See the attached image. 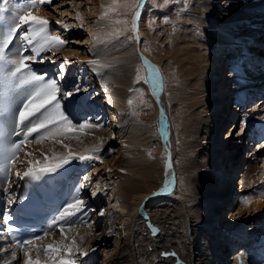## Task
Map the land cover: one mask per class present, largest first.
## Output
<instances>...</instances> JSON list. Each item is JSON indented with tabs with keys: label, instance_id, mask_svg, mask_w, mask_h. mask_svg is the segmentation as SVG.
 <instances>
[{
	"label": "rangeland",
	"instance_id": "1",
	"mask_svg": "<svg viewBox=\"0 0 264 264\" xmlns=\"http://www.w3.org/2000/svg\"><path fill=\"white\" fill-rule=\"evenodd\" d=\"M260 1L261 0H243L242 3L253 2L256 5L257 3L259 4ZM125 2L126 0H119V3H116V0H52V5H40L36 8L40 10L41 8H43L45 12H50V15L46 16V18L52 21L51 32L53 35H61L65 40L70 41V46L60 48L63 51L67 52L66 56L70 58L66 63L62 59L63 57H65L62 53H59L54 48L51 49V52L56 53V57H59V59L55 57L58 60L57 63L60 64L59 66H61V64H64V68L67 70L69 67L68 63L74 65V72L72 73V76L70 78L72 84L70 85V87H68L71 88L73 84H76L80 86V92L86 90L87 93L89 92V87L90 92L93 90V88L96 89L95 87H99L101 89L111 87L112 90H114L115 95L116 92H118V94L122 96V105L112 104L113 106H111L105 100L104 93L100 94L97 97H94L96 96L94 94V92L96 91L95 90L93 94L89 95V98L86 99V101L89 100L88 102L92 101V103L96 106H101V108L104 109L102 115L96 117L94 113L95 109L91 108L90 110L89 106H87L89 110L85 109L79 114L80 120L84 119L86 116L85 114H87L88 117H86L90 120L91 123H100L104 125V127H101V129L103 130L101 133L102 136H100L99 138H96L93 135L88 136L89 139L91 138V144L95 145L96 143L99 145H96L97 147L95 149H99L98 152L101 153L99 155L101 158L100 160L87 161L90 170L89 172H87V174H85L84 177H82L81 185L83 187L81 188V193L78 194V196L82 197L86 201L89 209L92 210L88 211L87 214V221L91 224V227H88V224H80L82 225V227H84L85 232L81 231L80 234L78 233V236L81 235L83 239H81V237H79V240L75 238L76 244L80 249L83 250L88 246L94 247L92 245L95 243L96 239L99 238V235L101 236L107 226L106 219L108 217H111V229L107 228L106 232L102 236L103 240L95 245V249L97 251L94 264H114L112 260L115 259L117 252L120 251V246L126 241H129V230H127L128 228L126 227L127 225L124 219V215L122 213V210H120V205L125 203L127 196L122 194L120 187L128 182L141 180L138 183L139 186L136 188L139 191L145 190L146 187H144L145 180L143 179V174L145 173V175H148V171L150 170L149 168L151 166L149 165V162L153 163V166H157V168L152 172L151 178L157 180V185L161 186V183L163 184L165 182V177L163 176L162 178L161 168L166 166L168 157L166 150H164L163 142H159L161 138L159 136V121H156V119H158L156 118L157 108L155 107V103L157 101H155L156 99H154L150 83H146L144 80H137L138 68L141 70L140 74L142 76H148V72L143 62L141 60L139 62L136 61L137 65L133 66L131 71L126 73L125 78L112 80L107 78V72H100L101 69L98 70L97 66L88 63V61L93 59L110 61L108 62V65H111L110 68H113L112 70L118 73V64L122 52L131 49L133 51V54L136 55V52H140V47L141 50H145L146 52H148L152 57V64H155L161 70L164 85L162 93H164L165 107L167 106V115H165L167 116V121L171 124V136L173 137V145L176 149L175 151L173 148V157L175 156V158L173 161L174 163H172V167L174 168L172 179L174 177L175 182L172 184V189H170L172 190L171 192L183 198L188 208L192 209L193 207L194 209L195 207V210L197 212L203 210L204 213L208 214L210 208L211 210L213 208L215 209V207L213 206V200H217V195L219 194V185L222 184V181H224V179H217V184L215 183L213 189L209 190V192L207 191L204 197H195V193H193L194 186L190 188V182H188L184 178L185 175L189 174L187 171L190 169L188 165L184 167L182 163L183 152L188 154L187 149H192L190 150L191 152L194 150L193 153L195 157H191V159H189L188 161L191 163V165L194 164L197 169L201 165L203 159L201 154H197L200 147L203 146V142L206 144L205 148H203L206 156L208 155L210 157L212 151L210 147L212 143L209 142L210 140L208 138L204 139L203 136L205 128L200 131L199 137H195L196 134L188 136L185 133V130L188 126L186 125L184 120L188 117L191 110V108H188L187 105L190 101V96L192 98L191 100L194 99V94L192 95L191 93L195 92L191 91L192 89L188 84V81H186L185 77L183 76V69L181 68V64L183 60V54H185L186 57L188 56V46L194 44L191 41L193 37H191L190 35L196 34L194 27L198 25L197 23H194V21H192L193 19H189V15L192 13L191 7L193 6V0H146V2L143 3L142 7L145 13L142 18L144 20L143 24L142 21H138L140 36L139 41L129 39V37H134L136 35L135 32L131 31V28L132 21L134 19V13L136 10H138V8L129 10L128 8L123 6ZM127 2L134 3L135 0H127ZM240 2L241 0H239V3ZM114 3H116V7L118 10L116 12H109V15L107 17H104L103 13L105 9L113 6ZM213 4L215 5V0ZM100 5L102 6L100 7ZM140 9L141 8H139V10ZM229 10H231L232 12L233 9L230 8ZM123 20H127V24L114 23V21ZM56 21H61L62 24H56ZM65 22L67 24L69 23L70 26L73 25L72 23H76L77 28L72 26L73 29L70 31V26H68L69 30L68 32H66L65 29H62V25ZM190 23L194 24L193 27ZM241 25H243V22L241 23ZM244 28L245 27L242 26V31L244 30ZM26 29L27 26L25 27V30ZM116 29L124 30L125 34L119 37L110 38L108 41H105L103 39L105 34L113 32ZM66 33H68V35H66ZM97 36L101 38L99 42L94 39V37ZM197 38L206 42V38H202V36H200V33H197ZM134 43L135 49L137 50L136 52H134L135 50H133ZM259 44H261L264 48V41L261 40ZM203 45L204 49H206V44L203 43ZM136 46H138L139 48L137 49ZM233 46L235 48H238L237 52L241 53L240 57H243L242 55L244 54L246 55V57L244 58L249 59L247 56V52L249 51L248 47H246V53L242 54V48L240 45L237 46V44H235ZM49 54L50 53H46V55ZM262 54L263 53H258V56H261ZM250 55V57H253V54ZM263 57L264 54L262 55L261 59H263ZM233 63L236 64L235 68H237V71H239V73L237 74L238 77H240L241 75L240 79L237 78V83L248 80L243 85L247 86L248 84H250L253 78L248 75V69L246 68V70L243 71L244 67L237 59H234ZM209 72H211L210 69L207 71V73ZM119 73H121V71ZM221 74H223V71H221ZM224 74L226 75L227 73L225 72ZM255 78L252 82L257 81L255 80ZM225 80H230L228 75ZM234 82L235 81H233V84ZM225 85L223 86V83L221 84V88L219 89L220 91H217L219 84L215 88H212V84L204 85V87L206 88L204 97L208 100L213 98L214 102L217 103L221 94H223L222 89L224 88V91L225 89L227 90V85ZM214 91H216V94L214 93ZM233 95L237 96V93L234 92ZM129 99L133 100V104L129 105ZM263 105L264 104H262L260 108L258 107V105L253 104L252 107L255 108L254 110L247 106V108H249V111L247 112H251L250 119L253 113L254 116H264V111H260L264 110ZM198 109H195V111L202 113V108ZM212 109L213 108L211 107L210 109H208V111L205 110L204 113L208 114L211 110V116L213 117V119H215V110ZM250 109L253 110V112L250 111ZM241 117L245 118L244 113L243 115L241 114L238 117L239 119L236 123V118H233L234 120L231 118L227 119L224 124H221V126L219 127V131L215 132L214 134V147L217 146V148L223 149L226 146L227 148V131L230 135L235 134L233 142L234 144L231 145L238 146L237 144L238 140H240V137L239 135H237V133L242 136V131H244L246 126L244 125V127H242L241 122L243 119ZM136 127H144L145 134H140L136 130ZM145 127H147V129H145ZM191 127L193 129L196 128L193 125ZM249 127H251V122L246 129H249ZM194 132L196 131H193V133ZM74 134L75 133H70L69 135ZM243 137H246V134ZM193 138L197 139L194 140ZM244 140L246 141L245 147L243 146V144L240 147L242 149L240 164L234 167V170H232V174L229 173L228 169H226V164H229L228 161H225L224 164V170L226 169V173L228 172L229 176L231 174L233 178L232 185L229 186L230 191L232 192V196H230L232 197V203L230 205L224 206V208L221 210L219 218L220 222H222L223 225L224 220L228 219L225 224L228 225V227L233 228L235 222L231 220L232 210L233 212H236L242 207L245 208V205L242 203V201L247 199V197L252 193L254 195L256 194V197H261V193H258L257 190L254 191L255 187H251L253 183H251L250 181L247 182L245 189L240 188L241 182L239 183V181L241 180V175L242 173L246 172L247 168H249L250 165L256 168L255 170L258 175L257 177L262 176V174L264 173V148L259 147V142H256L254 144L253 139L250 140V142L248 139ZM189 141L191 142V145H189ZM263 141L264 140H261L260 142L263 143ZM45 142L47 144H50L52 141L45 140L39 144L34 142L33 147L27 149L29 150V152H31V149L37 150L38 146L45 145ZM196 143L199 144H197L196 146ZM88 144L90 143L87 142L86 145ZM231 145L229 146V154L231 153ZM188 146L189 148H187ZM49 151L47 153L51 155ZM33 153H35V158H37L38 155L41 154L38 151H34ZM254 153H256L255 156ZM90 154L93 155L92 153ZM31 158L32 157H26V159ZM209 160L211 159L209 158ZM206 167L207 166L200 168V170H202V173L204 174L208 172L207 169L206 171L204 170ZM121 169H124V171L122 172ZM108 170L115 172L120 171V173L122 174H119L118 172L117 175L108 176ZM141 173L143 174L141 175ZM226 173H224V176ZM207 177L209 182L215 181V178L211 176V173H208ZM218 177L221 178L220 175ZM261 182H264V179L259 178L256 184L262 185ZM97 184L99 185V188ZM217 185L218 187H216ZM94 192L96 193V195H92V193ZM219 200H221L220 197ZM255 208L256 207H254V209ZM101 212H103V215H100ZM263 213L264 212L260 211L257 217L253 215L248 216V213L242 214L245 222L244 228L246 229L245 231L247 235H249L251 232V222L256 221L255 223L257 224V229L259 230H257L256 228L254 229L255 232L253 236H255V238L253 239V241L259 235H261L260 239L264 237V234H262L264 230L262 231L261 226V223L264 226V221H261ZM211 214L213 217L215 213ZM210 217L211 215L209 212V216L207 217L206 222L210 220ZM225 227L226 226L220 227L219 232L223 231L224 233L226 232V230H231V228L225 229ZM110 232L111 235L109 234ZM212 233L213 235L215 234L214 231ZM57 235L55 237H62L59 233ZM75 235L76 231L73 228V230L71 229L69 232H67V239L63 238L65 240V242L63 240V243L70 244V240H72ZM258 240L256 241L257 243ZM59 241L61 242V240ZM241 243H238L240 245H237V248L234 251L227 252V255L231 257L229 260L231 262H229L230 264L234 263L232 259L234 255H236L240 251H247L246 249L249 247L248 243L245 245ZM262 244L259 245L262 246V251L257 248L258 245H255V247L253 244L250 245L249 249L253 247L254 250L260 252V257H262L263 255L261 256V254H264V245ZM33 251H35V249H33L32 252ZM75 257V255L72 256V258ZM146 257V263L144 264H152L150 256ZM262 259H264V256L262 257ZM256 261H250V263L248 264H255Z\"/></svg>",
	"mask_w": 264,
	"mask_h": 264
},
{
	"label": "bare ground",
	"instance_id": "2",
	"mask_svg": "<svg viewBox=\"0 0 264 264\" xmlns=\"http://www.w3.org/2000/svg\"><path fill=\"white\" fill-rule=\"evenodd\" d=\"M144 2H146V0H143V3ZM242 2L243 0H241L240 3H239V0H215V5H214L213 4L214 0H193V4H192L193 6L191 7L192 13L189 15V19L190 18L191 20L193 19L192 21H194V23H197L198 25L195 26L196 28L194 27L196 34L190 35L191 37H193L191 41L194 44L192 43L193 45L188 46V50H187L188 56L186 57L185 54H183V60L181 64V68L183 69V76L185 77L186 81H188V84L190 85L192 89L191 91L195 92V93H191L192 95L194 94V99L191 100L192 98L190 96V101L187 105L188 108H191V110H190L188 117L185 118L184 120L186 125L188 126L187 129L185 130L186 131L185 133L188 136L192 134L194 135L196 134L195 137L196 136L199 137L200 131L205 128L204 135H203L204 139L208 138L210 140L209 142L212 143V145L210 146L212 149L210 157L208 155L206 156V153H204L203 151V148H205L206 146L204 142H203V146L200 147L199 151L197 152V154H201L203 157L201 165L197 169L194 164L191 165V163L188 161L189 159H191V157L193 156L195 157L193 153L194 150L191 152L190 150L192 149L190 150L187 149L188 154L184 152L182 153L183 155L182 163L184 167L188 165L190 169L187 171L189 174L185 175L184 178L188 182H190L191 184L190 188L194 186L193 193H195V197H201V196L204 197L207 191L209 192V190L213 189V186L215 185L217 179H222V180L224 179V181H222V184L219 185V189H218L219 194L217 195L218 197L217 200L216 199L213 200L214 201L213 206L215 207V209L213 208L211 210L210 208V211H208V214H207V213H204L203 210L202 211L199 210L200 212H197L195 210V207L194 209L193 207L192 209L188 208L183 198L171 192L172 190L170 189H172V186L169 188V191L161 192V189L165 187V182L167 180H173L172 173H173L174 168L172 167L171 169H168L167 167L168 159H167L166 166L161 168L162 178L163 176L165 177L164 178L165 182L163 184L161 183V186H160V185H157V180H154L151 178L152 177L151 174L154 171V169L157 168V166L155 165L153 166V163L149 162V165L151 166L149 168L150 170L148 171V175H145V173L144 174L141 173V175L143 174V179L145 180V185H144V187H146L145 190L139 191L136 188L139 186L138 183L141 180H138V181L134 180L133 182H128L125 185L120 187L122 194L127 196L125 203L120 205L121 206L120 210H122V213L124 215V219L127 225L126 227L128 228L127 230H129V236H128L129 241L128 242L126 241L124 244L120 246V251L117 252L115 259L112 260L114 264H144L146 263V260H145V258H147L146 256H150L152 264H218L222 256H224L225 250H227V252L233 251L232 244H238V243L243 242L241 244L245 245L248 243L249 247L251 244H253L254 246L258 245L257 248L259 250H261L262 248V246H259V242L261 241L260 243L262 244L264 237L261 239L259 238L258 243L253 241V239L255 238V236H253L255 232L254 229L255 228L257 229V224L255 223L256 221L251 222V225H250L251 232L249 235H247L245 231L246 229L244 228L245 222H244L242 214L248 213L247 214L248 216L253 215L257 217L260 211L264 212V201H263L264 200V186L256 184L259 178L264 179V173L262 174V176L257 177L258 175L255 170L256 168L253 167L252 165H250V167L247 168L245 173H242L241 180L239 181V183L241 182L240 188L245 189L247 182L250 181L251 183H253L251 187H255L254 191L257 190L258 193L260 192L261 197L257 196L258 197L257 198L255 196L256 194L254 195L252 193L250 194V196L247 197V199L242 201V203L245 205L244 206L245 208L242 207L236 212H233L232 210L231 220L235 222V225H233L234 228L228 227V225L225 224L228 219L224 220V225H223L222 222H220V218H219L221 214V210L224 208V206L230 205L232 203V197H230L232 196L231 195L232 192L230 191L229 186L232 185V181H233V178L231 175L233 172L232 170H234V167L238 166L241 161L242 149L240 147L242 144L245 147V144H246V141L244 140L246 137H243L245 135L244 131L246 130V132H248V130L251 127H253L251 125L249 129H246L248 128L251 122V119H250L251 112L250 113L247 112L249 111V108H247V105H245L246 103H244V99L246 98L247 95L249 96L250 94L249 98H251L250 102L252 103V100H254L253 98L256 96V94H254L256 90L253 91L252 88L251 90H248V89L245 90L246 85H243V84H245L246 81L248 80L241 81L242 84L241 82L237 83L238 81L237 78L240 79L241 75L240 77H238L237 74L239 73V71H237V69L235 68L236 64L233 63V60L238 59L241 53L237 52L238 48H235L233 45L235 44H237V46L240 45L242 48V54L246 53V47H248L249 49V51L247 52L248 54L247 56L249 58L247 59V61L249 60V62H248V65L244 67L243 71L246 70L247 68L249 72L248 75L251 78H253V80L255 77H257L255 78V80L257 81L251 82L253 86L255 85L254 89H256L258 85H261L262 83L261 81H263L264 79V68L261 70L259 69L260 66L257 65V62L261 61L260 56L257 57L258 60L256 62L255 60H253L252 57H250L251 56L250 54H253L254 56V55H258V53H264L263 46L261 44L260 45L258 44L262 39L264 41V35L260 38L259 41H254V39L252 38L253 35L256 38H259L255 36L256 32L258 30V27L264 24V0H261L259 4L257 3L258 5L257 4L255 5V3L253 2H250V3H242ZM27 3L28 1L24 2V7L27 6ZM101 6L102 5H100V7ZM7 7L12 8L8 4H7ZM230 8L233 9L232 12L231 10H229ZM139 11L141 12L139 21L140 22L142 21V24H143L144 20L142 18L145 13L142 8ZM34 15H40V16L46 17L50 15V12L49 13L47 11L45 12L43 8H41V10L35 9ZM242 22H243V25H241ZM72 24L73 25L70 26L69 23L67 24L65 22L63 23V25L65 26L62 25L63 27L62 29H65L66 32H68L69 30L68 26H70V31H71L73 29L72 26L76 27V23H72ZM190 24L193 27L194 24L193 23H190ZM242 26L245 27L243 31H242ZM197 33L198 34L200 33V36H202V38L204 39L206 38V42L204 40H199L197 38ZM17 35H19V33ZM66 35H68V33H66ZM203 43L206 44V47H205L206 49H204ZM17 46L18 45L16 44V40H14V43L10 46L9 50L14 53ZM136 47L137 49L139 48L138 46ZM54 49L58 51L59 53H62L63 56L67 55V52L63 51L62 49H56V48ZM133 50H135L134 52L137 51L135 49V43L133 45ZM139 50L140 52L139 53L136 52V55L133 54V51L131 49L125 50L124 52H122V55L120 57L119 64H118L119 65L118 73H116L114 70H112L113 68L111 69L110 67L101 69L100 72L102 71L107 72V78L112 79V80L114 79L119 80L121 78H125L126 73L130 72L133 66L137 65L136 61L138 62L140 60L142 61L141 53L143 54L144 57H146L152 63L151 61L152 57L150 56V54L146 52L145 50L144 51L141 50V47L139 48ZM137 53L139 54V57ZM242 56H244V54ZM54 59L56 58L53 57L52 60ZM240 60H242V62L243 61L245 62L244 59H240ZM100 62L102 64L103 63L108 64V62L110 61H105L101 59ZM68 64H69L68 65L69 67L72 66V64L70 63ZM225 64L228 65V71L227 69H225ZM243 65L244 64H242V66ZM209 69L211 72L207 73ZM120 71L121 73H119ZM221 71H223V73L226 72L227 73L226 75H228V77L230 73L235 75V80H234L235 86L241 92L239 93V96H238L239 97L238 103H240V106L244 107L243 111L245 115V118L242 117L243 120L241 122V125L242 127L246 125L242 133L243 134L242 136L239 133H237V135H239L240 137V140H238V144H237L238 146L231 145V144H234L233 142H234L235 134L230 135L228 131L227 132L225 131L227 133V139H226L227 148L225 146L223 149L217 148V146L214 147L215 144L213 145V142H214L215 132L219 131V127L221 126V124H224V122L227 121L228 115L230 114V112L227 109L228 105L226 102V96H227V94L225 93L226 89L225 91H224V88L222 89L223 94H221L220 98L218 97L219 99L217 103L214 102L213 98L208 100L204 97L205 95L204 92L206 89L204 85L212 84V88H215L219 84L217 91L221 88L222 83L224 86L227 82H229L227 86L230 87L232 81L231 80L226 81L224 78V75L221 74ZM150 86L152 89V93L154 91L156 92V94L155 95L153 94V96H154V99H156L155 101L158 102V103L157 102L155 103V107L157 108L156 118L158 119H156V121H159L158 122L159 123V136L161 138L159 142L160 143L163 142L164 150H166L167 152V157H168V154L170 153L171 162L174 163L173 161H174L175 156L173 157V148L175 151L176 149H175V146L173 145L174 144L173 137L171 136V124L167 121L168 120L166 116L167 106L165 107V103H164L165 102L164 93H162V91L158 89L154 90L153 85L151 83H150ZM95 88H96L95 89L96 91L94 92V94L96 96L94 97H97L100 94L104 93L105 100L108 102V104H110L111 106H113L114 104L122 105L123 103L121 102L122 96H120L118 92H116V95H115L114 90H112L111 87L106 88V89H101L99 87H95ZM215 92L216 91H214V93ZM229 94L231 93L229 92ZM263 97L264 96H261L253 101V102H256L257 104L255 105H258V107L260 108L262 104H264ZM245 102H248V101L245 100ZM71 103L74 104V102L72 101ZM93 105H90V107L95 108L94 113L96 117L101 116L104 109L101 108V106L95 105L96 106L95 107ZM211 107L213 108L212 110H215V115H214L215 119H213V117L211 116V112H212L211 110L208 114L204 113L205 110L208 111V109H210ZM249 107L251 108V106ZM198 108H202V113L195 111V109H198ZM161 109H163V114L165 117V122H164L165 130L169 133L167 138L161 135V127H162ZM192 125L196 127L194 129H197V130H194L191 127ZM145 129H147V127H145ZM136 130L140 134H145L144 127H141V128L136 127ZM102 131L103 130L101 128L87 129L85 131V134H82V135L67 134L63 137H59L58 139H63L64 143L68 144L71 147V150L73 152H78V153L82 152V153H86V155L87 153L90 152L93 155H100L101 154L100 152L93 151L99 145L96 143L95 145L91 144L92 143L90 141L91 138L89 139L88 136L93 135L96 138H99L100 136H102L101 135ZM193 131H196V132L193 133ZM258 132L259 134H263L262 130L260 129L258 130ZM33 140H34L33 137H31L29 139V142L26 143V145L31 146L28 149L33 147L32 146ZM87 142L90 144L86 145ZM199 143H196V146ZM26 145L24 147L25 149H23L24 151L20 153V156L16 161V165L13 167L15 168L14 173H16L17 170L19 171L25 170V167L23 169L20 168L18 166V163H19V159H21V157H23V155H25L26 153L25 152L27 149ZM189 145H191V142ZM230 145H231V153L229 154ZM187 148H189V146ZM34 151H38L41 154H39L37 158H35V156H32L31 159L43 160L44 156L42 155V153L48 154L47 152L49 151L51 154L53 152L66 154L67 149L63 148L60 144L54 143L52 141L50 144L46 143L45 145L38 146L37 150L31 149V152H34ZM255 155L256 153H254V156ZM209 158L211 160H209ZM193 161H194V158H193ZM225 161H228L229 163L228 165L226 164V169H228L229 173H231L230 176L228 172L226 173V169L224 170ZM83 163L84 161H81V163L78 166L80 168H83ZM205 166L207 167L204 170L205 171L206 169L208 170L206 174L202 173V170H200V168L205 167ZM85 170H86L85 171V174H86V172H89L90 169L87 167ZM118 172L119 174H122L120 173V171ZM118 172L108 170V173H109L108 176L117 175ZM208 173H211V176L215 178L214 182L208 181V177H207ZM224 173H226L225 176H224ZM219 175L221 178L218 177ZM79 181H80L79 184H75L74 182L72 186V189H74V193H75L74 197L78 196V193L81 191L80 189H81L82 181L81 180ZM174 182H175V179L173 180V183ZM216 187H218V185ZM98 188H99V185H98ZM2 193L3 192H0V200H3ZM156 193H159V194H156ZM219 197L221 200H219ZM254 207L256 208L254 209ZM209 212H210L211 217H212L211 213H215V214L212 218L210 217V220L208 222H206L207 217L209 216ZM261 219H260L261 221H264V213ZM110 223H111V217H108L106 219L107 226L105 230L103 231L101 236L99 235V238L96 237L97 239L92 246H95L97 243L103 240L102 236L106 232V229L107 228L111 229ZM224 226H226L225 229L231 228V230L229 229L224 233L223 231L219 232L220 227H224ZM261 226H263L262 223H261ZM153 227L159 229V232L154 234L152 231ZM73 228L76 231V235L74 237L77 238V240H79L80 239L79 237H81V235L80 236L78 235L80 234L81 231H84V227H82V225L77 223ZM213 231L215 232L214 235L212 233ZM52 232L53 230L50 231L49 235L45 237V239H43L42 241H38V242L53 241L51 239L49 240L50 234ZM66 232H69L67 228H66ZM262 234H264V231ZM57 240L62 241L64 239L63 237H57L56 240L54 239L52 243H58ZM7 247L14 250L16 254H20V255L23 254L22 250H18L9 241H7V238H5L4 236V239H0V264H15L13 256L10 255L8 252L2 251V249H7ZM249 247L246 249L247 251H240L239 253L234 255V257H232L234 263L233 262L232 263L233 264H248L250 263V261L252 262L254 260L255 261L257 260L255 264H264V259H262L263 253L261 254L262 257H260V252H258L257 250H254L253 247L249 249ZM236 248H237V245H236ZM165 252H168V253L174 252L176 253V255L175 256L162 255V253H165ZM249 252H250V257H249ZM38 255H39V258L42 260H45L47 258V256L45 255L43 251H40L39 253H37L36 251V257ZM230 258L231 257H229L226 254V261H228V263L230 262L229 261ZM25 259L26 258L23 259L24 262H25ZM24 262H22V264H24Z\"/></svg>",
	"mask_w": 264,
	"mask_h": 264
},
{
	"label": "snow or ice",
	"instance_id": "3",
	"mask_svg": "<svg viewBox=\"0 0 264 264\" xmlns=\"http://www.w3.org/2000/svg\"><path fill=\"white\" fill-rule=\"evenodd\" d=\"M8 2L9 0H2L5 5ZM116 3H119V0H116ZM116 3L105 9L104 17H107L109 12L118 10ZM40 5H52V0H28L26 7L16 9L0 7V86H2L0 87V117L5 116L9 112V101L14 99L16 90L23 89L25 92L21 106L14 113L15 127L10 133L12 136H21L22 138L9 142L6 139L9 133L3 127H0V192L6 194V207L15 206L22 200H27V197H18L15 193V188L19 186L21 181L44 180L49 174H59L60 170H64L74 160H100L99 155L73 152L71 147L64 143L63 139H58V137H63L70 133L82 135L85 134L87 129L101 128L104 125L91 123L86 116L82 120L79 119V113L85 110L86 105L71 103L81 91L79 85L73 84L69 88L65 84L62 91L60 82L65 80L63 64H61L55 77H49L47 73L39 74L32 68V63L35 62H43L45 60L51 62L52 58L56 57V53L51 52V49L70 46V41L65 40L61 35L51 34L50 25L52 21L46 17L33 14V10ZM123 6L129 10L142 8L143 0H135L134 3H128L126 0ZM140 16L141 12L135 11L131 31L135 32L136 35L129 37V39L140 40L138 27ZM55 23L62 24L61 21H56ZM114 23L127 24V20L114 21ZM25 26H27L26 30ZM18 33L19 35H17ZM124 34V30L116 29L105 34L103 39L108 41L110 38ZM17 39L21 41V44L17 46V51L13 53L9 49L13 41ZM94 39L98 42L101 40L99 36L94 37ZM27 52L32 54H25ZM43 53H50V55H42ZM56 58L59 59V57ZM62 59L66 63L70 58L65 56ZM141 59L148 76H142L140 74L141 70L138 68L137 80H144L146 83H151L154 90L163 91L164 85L161 70L144 57L142 53ZM88 63L97 66L98 69L111 67V65L102 64L99 59L90 60ZM153 94L155 95L156 92L154 91ZM128 103L129 105L133 104V100L129 99ZM161 112V135L167 138L169 133L165 130L163 109H161ZM30 137H33L34 142L38 144L45 140H51L67 149V152L66 154L53 152L51 156L42 153L44 156L43 160L27 159L26 161H20L21 166L26 165L25 170H17L15 173L16 179L13 181L11 169L16 165L17 157L21 149L29 142ZM260 147L264 148V144L260 145ZM93 151H99V149H94ZM26 155L32 157L35 153L28 152ZM167 167L168 169L172 168L170 153L168 154ZM121 171L123 172L124 169H121ZM173 180H167L161 192L169 191ZM261 183L264 186V182ZM92 195H96V193L94 192ZM88 211L92 210L89 209L82 197H73L70 202L60 206L51 215L46 222V227L41 230V234H32L26 238H20L17 235L20 229L15 223V217L9 211L2 217L5 225L3 230H0V239H4V231L10 234L11 242L23 251V255L26 258L24 264H76L75 260L71 259L73 255L87 256L89 252L78 247L75 237L72 238L70 244H64L63 240L46 246L37 242L45 239L49 235L50 230H58L59 234L64 239H67L66 228L70 231L77 223L88 224V227H91V224L87 221ZM100 215H103V212ZM152 231L155 234L159 232V229L153 227ZM109 234L111 235V232ZM33 249L37 253L43 251L47 259L41 260L39 255L33 259L31 255ZM2 251L7 252L8 249H2ZM11 255L15 258L16 252L14 250L11 251ZM162 255L175 256L176 253L165 252Z\"/></svg>",
	"mask_w": 264,
	"mask_h": 264
}]
</instances>
